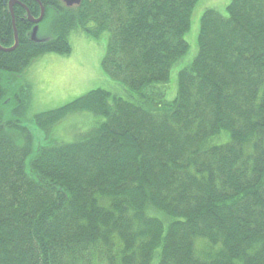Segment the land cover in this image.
Returning a JSON list of instances; mask_svg holds the SVG:
<instances>
[{"label":"trees","instance_id":"obj_1","mask_svg":"<svg viewBox=\"0 0 264 264\" xmlns=\"http://www.w3.org/2000/svg\"><path fill=\"white\" fill-rule=\"evenodd\" d=\"M19 1L38 15L36 0ZM41 1L52 35L36 42L17 19L18 46L0 51V98L4 70L70 53L68 35L82 29L108 33L102 68L139 101L97 88L37 114L47 131L73 112L105 119L40 146L28 168L33 133L0 115V264H264V0L204 12L198 54L170 101L158 84L188 50L198 0Z\"/></svg>","mask_w":264,"mask_h":264},{"label":"rangeland","instance_id":"obj_2","mask_svg":"<svg viewBox=\"0 0 264 264\" xmlns=\"http://www.w3.org/2000/svg\"><path fill=\"white\" fill-rule=\"evenodd\" d=\"M230 2L231 0H198L191 26L185 33L189 48L173 65L169 80L158 84L161 89L168 86L165 90L167 100L176 97L179 71L189 66L198 54L202 15L207 9L215 8L227 16ZM48 25H41L42 35H48V31H51ZM107 38V33L94 38L82 30H73L69 34L72 45L70 53L49 52L39 56L21 73L5 72L4 77L12 79L9 85L16 95L9 103H0V115L4 121L10 120L28 127L35 138L32 154L26 161L27 168L40 146L75 141L105 119L103 115L92 112H73L47 131L37 123V114L58 108L97 88L107 90L115 96L139 101L135 92L104 72L102 60L107 50ZM10 132L20 142L18 129L11 128Z\"/></svg>","mask_w":264,"mask_h":264},{"label":"bare ground","instance_id":"obj_3","mask_svg":"<svg viewBox=\"0 0 264 264\" xmlns=\"http://www.w3.org/2000/svg\"><path fill=\"white\" fill-rule=\"evenodd\" d=\"M12 1H15V2H16V0H9L7 3L10 5V3H11ZM7 7H8V6H7ZM40 8H41V7H40ZM47 9H48V6L45 5V6L42 8V13H44V10H47ZM45 13H46V11H45ZM45 13H44V14H45ZM5 15H6V10H4V12H3V17H4ZM52 23H53V22H52ZM5 91H6V96H7V98H6V99H4V98H0V103H4V104H5V103H9V102L12 101V99H13L12 90H11L9 84L6 85V89H5ZM86 116H87V115H86ZM254 142H255V140L250 141V143H254ZM205 246H206V242L201 240V249L203 250V249L205 248ZM66 264H77V263H75L74 260H69V261L66 262Z\"/></svg>","mask_w":264,"mask_h":264},{"label":"flooded vegetation","instance_id":"obj_4","mask_svg":"<svg viewBox=\"0 0 264 264\" xmlns=\"http://www.w3.org/2000/svg\"><path fill=\"white\" fill-rule=\"evenodd\" d=\"M60 2H61V0H59ZM5 4H7V6L9 7V4L6 2ZM45 5H43L42 7H44ZM42 7L40 8V11H39V13H38V15L42 12ZM10 10V9H9ZM45 11L46 10H44V13H45ZM20 12L21 13H23V14H21V16L20 15H17L16 13H15V11H13V13H14V15H15V17H16V19H19V21H26V15H27V10H26V8L23 6V9L22 10H20ZM46 14V13H45ZM38 15H36V16H38ZM11 21H12V16H11ZM3 39L1 38V34H0V51H2V48H8L9 46L7 45V43L6 44H4L3 42Z\"/></svg>","mask_w":264,"mask_h":264},{"label":"water","instance_id":"obj_5","mask_svg":"<svg viewBox=\"0 0 264 264\" xmlns=\"http://www.w3.org/2000/svg\"><path fill=\"white\" fill-rule=\"evenodd\" d=\"M67 2L68 5H72L74 3H79L81 0H65ZM42 15L38 18V19H33V18H30V20H32L33 22L35 23H38L42 20ZM36 32V28L34 30V33Z\"/></svg>","mask_w":264,"mask_h":264}]
</instances>
